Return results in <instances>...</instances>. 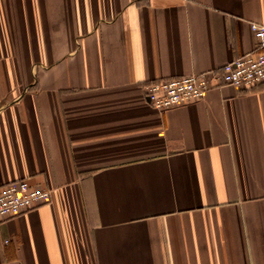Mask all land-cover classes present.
Returning a JSON list of instances; mask_svg holds the SVG:
<instances>
[{
	"label": "crops",
	"instance_id": "0c3cea01",
	"mask_svg": "<svg viewBox=\"0 0 264 264\" xmlns=\"http://www.w3.org/2000/svg\"><path fill=\"white\" fill-rule=\"evenodd\" d=\"M264 0H0V264H264V82L158 110L145 84L255 50Z\"/></svg>",
	"mask_w": 264,
	"mask_h": 264
},
{
	"label": "built area",
	"instance_id": "2783aa9c",
	"mask_svg": "<svg viewBox=\"0 0 264 264\" xmlns=\"http://www.w3.org/2000/svg\"><path fill=\"white\" fill-rule=\"evenodd\" d=\"M258 39L255 50L225 63L220 70H207L179 77L158 78L145 84L149 103L158 110L202 98L214 85L244 87L264 82V19L250 21ZM51 189L17 179L0 186V223L50 199Z\"/></svg>",
	"mask_w": 264,
	"mask_h": 264
}]
</instances>
